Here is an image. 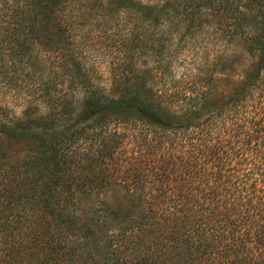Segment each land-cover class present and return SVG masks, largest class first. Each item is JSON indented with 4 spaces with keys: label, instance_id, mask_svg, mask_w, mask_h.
<instances>
[{
    "label": "trees",
    "instance_id": "1",
    "mask_svg": "<svg viewBox=\"0 0 264 264\" xmlns=\"http://www.w3.org/2000/svg\"><path fill=\"white\" fill-rule=\"evenodd\" d=\"M121 14L141 16L121 39L130 61L160 62L177 48L146 35L197 24L257 61L208 116L200 107L226 68L215 62L195 67L200 89L179 90L176 104L128 62L110 96L86 63L100 32L115 41ZM22 84L18 117L1 99ZM0 264H264V0H0Z\"/></svg>",
    "mask_w": 264,
    "mask_h": 264
},
{
    "label": "rangeland",
    "instance_id": "2",
    "mask_svg": "<svg viewBox=\"0 0 264 264\" xmlns=\"http://www.w3.org/2000/svg\"><path fill=\"white\" fill-rule=\"evenodd\" d=\"M107 1L112 2L113 0ZM128 1L134 2L141 8H150L164 6L167 2L171 0ZM180 1L184 4L185 2L190 3L191 1L196 2L197 0ZM73 2L77 3V0H73ZM199 16L204 19H213L217 16V14L216 12L201 11L199 12ZM120 17L123 18V21L121 22L120 20H117L119 26L118 29L115 31V35H117L116 38L117 40H119L116 42V38H114L115 41L113 42L102 38L100 42V39L98 38L102 37L105 31L100 32L97 41L94 43L95 47L91 48L92 55L90 58L87 59L86 63L89 66H94L95 68H97V74L94 78V80L96 81L95 84L98 88L104 89V92H106V94H111L110 96H114L113 94H120V79H124L126 76H128L127 72L125 73L121 68H123V65L126 64L125 62H128V65L129 63H131L133 67L140 72L142 78L148 77L147 75L142 74L143 70H151L152 83L155 84L153 86V91L158 93L159 95L161 93L166 94L170 102L176 104V102L172 100V98L179 90L188 88L191 84L195 85V87L200 89V85L198 83H194L195 78L199 76V73L195 72V67L203 65L205 67H211L212 64H214L215 62V64L218 65L223 64L226 68L222 67L215 73V76L217 78L216 80L220 83V86L218 85L217 88L210 92V94L208 95L210 96L208 97L210 99H207L206 105L200 107V104L199 106L200 109H202L204 113H207L208 116L210 113L213 114L214 111L222 110L227 104V101H229V103L231 102L230 100L226 99L228 87L224 89L222 88V86L226 85V81H231L232 84L240 82L242 80L243 70L247 71L249 69L248 67H250L253 62L257 61L256 57L252 58L250 55L238 56L236 52V54L233 52L230 53V50L236 49H232L231 46H228L229 42L226 34H222L221 32L214 30L212 32V35H210L205 29V27L200 24H197L190 30H187L186 27V29L179 31L174 27H169L166 25L165 29H161L157 36L151 35L149 37L148 35H146L149 41L151 42H156V40L159 41V38L163 36V38H165L164 46L168 48V50L177 48V52L174 53L172 51V55H165L163 57L160 56L158 58L160 59V62H157V60L154 59L155 57L153 55L152 58L149 59H147V57H143L142 59L135 57L132 59V61H130V59L124 58L125 56H123L122 54V51L124 50V45L123 40L121 41V39H125L127 36L129 38L134 37L135 34L139 32L137 28L139 24L137 25V23L140 21L141 16L138 20H135L134 16H131L130 14H121ZM86 27L87 29L91 27V22H87ZM135 28L137 30H135ZM96 33L97 32H94L92 34L95 38ZM202 33H204V35ZM194 39L196 41H193ZM240 43L243 44L242 42ZM224 52H226L225 55L222 54ZM222 55H224V57L219 61V58ZM172 57L174 62L173 67L171 68L167 62L169 58ZM159 64H161L163 69H161L160 71L158 70V73H156L154 72L156 70H153L152 68L153 66L158 67ZM203 72H207L206 69L204 70L203 68ZM18 87L19 85H17L16 87L14 85L13 89L11 90V93L9 91H5L4 93H2L3 97L1 100L2 103L9 107V111L12 113L13 116L21 117L29 108L28 103H26L27 101H24L26 100L24 98V95L26 94L28 89H26L25 84H22V88L25 89V91L23 93L19 91V94L14 93ZM230 94L233 93L230 92ZM16 95H18V98H15ZM191 96L196 97L197 95L193 92ZM32 97H34V95H32ZM258 99L259 97H257V99L255 100H249L248 102L247 115L249 116V118L254 115V111L256 109H262V104L260 102L261 99ZM255 102H257V108ZM171 107L176 108L177 105H171ZM257 113L258 111L255 112V114ZM221 117L223 118L225 116L222 115ZM203 118H206V116H204ZM190 121L193 124L197 123L196 118L191 117ZM250 126L251 124L249 123L247 127ZM238 138L241 139V141L248 140L243 131H240ZM238 138H236V140H238ZM252 143H254V141H252ZM23 149V146L19 148L13 147L12 151ZM147 188L151 189L152 186L150 185Z\"/></svg>",
    "mask_w": 264,
    "mask_h": 264
}]
</instances>
